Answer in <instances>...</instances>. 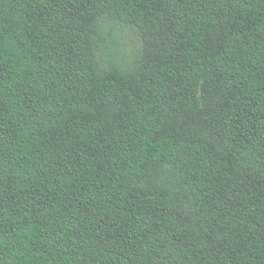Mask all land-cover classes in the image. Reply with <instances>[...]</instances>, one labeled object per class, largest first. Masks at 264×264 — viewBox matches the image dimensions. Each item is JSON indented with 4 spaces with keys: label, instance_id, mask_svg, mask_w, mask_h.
<instances>
[{
    "label": "trees",
    "instance_id": "obj_1",
    "mask_svg": "<svg viewBox=\"0 0 264 264\" xmlns=\"http://www.w3.org/2000/svg\"><path fill=\"white\" fill-rule=\"evenodd\" d=\"M0 264H264V0H0Z\"/></svg>",
    "mask_w": 264,
    "mask_h": 264
},
{
    "label": "rangeland",
    "instance_id": "obj_2",
    "mask_svg": "<svg viewBox=\"0 0 264 264\" xmlns=\"http://www.w3.org/2000/svg\"><path fill=\"white\" fill-rule=\"evenodd\" d=\"M117 37L118 41L125 45L126 48L131 47V45L135 42L134 35L126 29H120L117 33Z\"/></svg>",
    "mask_w": 264,
    "mask_h": 264
}]
</instances>
